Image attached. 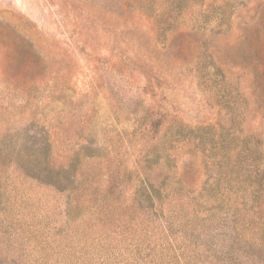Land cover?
Wrapping results in <instances>:
<instances>
[{"label": "rangeland", "instance_id": "rangeland-1", "mask_svg": "<svg viewBox=\"0 0 264 264\" xmlns=\"http://www.w3.org/2000/svg\"><path fill=\"white\" fill-rule=\"evenodd\" d=\"M0 264H264V0H0Z\"/></svg>", "mask_w": 264, "mask_h": 264}, {"label": "trees", "instance_id": "trees-1", "mask_svg": "<svg viewBox=\"0 0 264 264\" xmlns=\"http://www.w3.org/2000/svg\"><path fill=\"white\" fill-rule=\"evenodd\" d=\"M74 156H75V159H70V157H65L66 161H65V165L67 164V166L69 165V162H71V164H75L81 157H82V153H74ZM61 167H64L61 165ZM84 183H92L91 179L89 178H84V179H81ZM50 184L53 185V183L51 182H48Z\"/></svg>", "mask_w": 264, "mask_h": 264}]
</instances>
